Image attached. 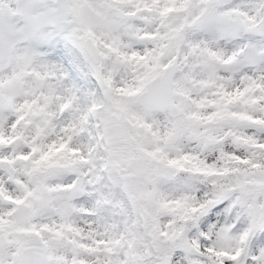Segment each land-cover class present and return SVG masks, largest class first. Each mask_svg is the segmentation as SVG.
I'll return each mask as SVG.
<instances>
[{
    "label": "snow or ice",
    "instance_id": "obj_1",
    "mask_svg": "<svg viewBox=\"0 0 264 264\" xmlns=\"http://www.w3.org/2000/svg\"><path fill=\"white\" fill-rule=\"evenodd\" d=\"M0 264H264V0H0Z\"/></svg>",
    "mask_w": 264,
    "mask_h": 264
}]
</instances>
